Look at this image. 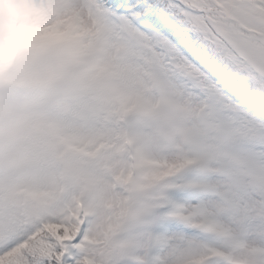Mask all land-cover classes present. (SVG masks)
<instances>
[{
	"label": "snow or ice",
	"instance_id": "6c2138e0",
	"mask_svg": "<svg viewBox=\"0 0 264 264\" xmlns=\"http://www.w3.org/2000/svg\"><path fill=\"white\" fill-rule=\"evenodd\" d=\"M243 29L264 42L245 0H26L0 24V264L249 247L264 264V79Z\"/></svg>",
	"mask_w": 264,
	"mask_h": 264
},
{
	"label": "rangeland",
	"instance_id": "374dc122",
	"mask_svg": "<svg viewBox=\"0 0 264 264\" xmlns=\"http://www.w3.org/2000/svg\"><path fill=\"white\" fill-rule=\"evenodd\" d=\"M73 3L76 6L83 7L86 4V0H73ZM8 8H9L8 11L12 13L13 11H11L10 5H7L6 1L0 0V24L4 26H7L9 25V23H11V18L7 17ZM257 55H258V58H261L262 60H264V49L257 51ZM261 69H264V63L262 64ZM24 183H26V181L24 180L17 181L16 184L13 185L10 194L14 195L18 199L23 198V192L21 189V185H23ZM38 191L40 190L38 189ZM261 255L262 254L259 251H257L256 248H253V247L246 248L242 250L241 253L235 257L236 264H259Z\"/></svg>",
	"mask_w": 264,
	"mask_h": 264
},
{
	"label": "trees",
	"instance_id": "16d2710c",
	"mask_svg": "<svg viewBox=\"0 0 264 264\" xmlns=\"http://www.w3.org/2000/svg\"><path fill=\"white\" fill-rule=\"evenodd\" d=\"M246 8L249 12L256 14L264 11V8H261L260 4L257 3V0H245Z\"/></svg>",
	"mask_w": 264,
	"mask_h": 264
}]
</instances>
